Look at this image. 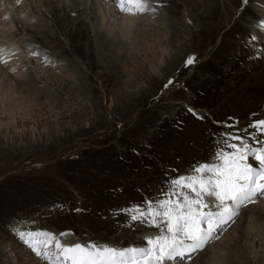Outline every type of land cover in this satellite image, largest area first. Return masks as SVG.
I'll list each match as a JSON object with an SVG mask.
<instances>
[{
	"label": "rangeland",
	"instance_id": "374dc122",
	"mask_svg": "<svg viewBox=\"0 0 264 264\" xmlns=\"http://www.w3.org/2000/svg\"><path fill=\"white\" fill-rule=\"evenodd\" d=\"M5 1L15 7L7 5L8 27L0 17V55L8 61L21 51L14 60L23 74L14 79L15 66L0 63V264H49L17 231L72 227L94 239L85 244L147 247L159 229L122 209L164 199L170 180L213 162L224 134L248 129L241 135L252 147L264 143L249 128L264 120V35L253 29L262 0H148L120 45L106 39L121 31L117 0L101 9L94 0ZM18 20L25 32L6 40ZM261 201L242 207L203 250L170 264H193L207 249L197 264H232L228 254L236 264H264V209L243 215L248 234L237 247L240 234L222 244L243 210Z\"/></svg>",
	"mask_w": 264,
	"mask_h": 264
},
{
	"label": "snow or ice",
	"instance_id": "6c2138e0",
	"mask_svg": "<svg viewBox=\"0 0 264 264\" xmlns=\"http://www.w3.org/2000/svg\"><path fill=\"white\" fill-rule=\"evenodd\" d=\"M242 3L246 4L247 0ZM117 7L130 14L149 10L147 0H118ZM0 62L7 63L3 55ZM193 62V58L186 61L189 65ZM249 128L264 135V120L250 124ZM241 132L248 134V129L222 136L223 148L214 153L213 162L197 165L188 175L170 180L164 199L145 201L146 208L135 205L121 210L133 222L159 229V235L147 239V247L64 245L49 232L17 231V235L49 264L54 259L49 252L52 247L56 249L55 259L62 264H170L177 259L191 258L216 238L218 229L239 215L241 207L253 203L258 195L264 196V143L258 148L252 147L247 135ZM251 135L256 139L255 133Z\"/></svg>",
	"mask_w": 264,
	"mask_h": 264
},
{
	"label": "bare ground",
	"instance_id": "6f19581e",
	"mask_svg": "<svg viewBox=\"0 0 264 264\" xmlns=\"http://www.w3.org/2000/svg\"><path fill=\"white\" fill-rule=\"evenodd\" d=\"M20 1V0H19ZM23 1V0H22ZM103 1L104 0H94L93 2H95V4H96V7H98V6H100L99 7V9H101V4L103 3ZM118 1V0H117ZM116 1V2H117ZM6 1L5 0H0V16H1V18L3 19V22H4V24H6V26L8 27V25L9 24H7V21L9 20V19H7V18H9V17H11L10 15H9V12H8V8H7V5H9L8 7L11 9H13V7H15L14 5V3L12 2V3H8V4H6L5 3ZM15 3H17V0H15L14 1ZM77 2V1H76ZM109 2V1H108ZM111 2V1H110ZM114 2V1H113ZM115 2V3H116ZM74 3H75V1H74ZM13 4V7H11V5ZM94 4V5H95ZM111 4H113V3H111ZM262 15H264L263 13H264V1H263V3H262ZM58 6H60L59 4H58ZM77 6V5H76ZM63 7V6H62ZM115 8V7H114ZM56 9H57V5L56 6H54V8H53V12L54 11H56ZM116 9V8H115ZM60 11V10H59ZM121 13V12H120ZM120 16H123V19H122V23L120 24V29H121V31L120 32H118V34L117 33H115L112 37H107L106 39L107 40H112L113 42H115V43H117L118 45H120V41L118 40V38H120V33L122 32V36L123 37H127L129 34H130V31H129V29H130V26L131 27H133V26H135L138 22L135 20L136 19V17L135 16H133V14H128V15H120ZM12 19V18H11ZM14 19V18H13ZM9 21H11V20H9ZM2 22V23H3ZM12 22H14V21H12ZM22 23V22H21ZM98 24L100 23V22H97ZM10 25H11V23H10ZM133 25V26H132ZM32 27V26H31ZM31 27H27L28 28V30H33ZM262 27V26H261ZM25 28V27H24ZM23 27L21 28V24L19 23V20L18 21H16L14 24L12 23V25L8 28V29H6V32L5 33H7V35L5 36L6 38V40H18V39H16L17 38V34H21L22 32H25V29H24ZM256 27H254L253 29H255ZM105 29V28H104ZM18 32V33H15V32ZM27 31V30H26ZM34 31V30H33ZM4 32V31H3ZM31 32V31H30ZM97 33V32H96ZM106 34H103L102 36H105ZM110 35V34H109ZM112 35V34H111ZM110 35V36H111ZM1 37H3V36H1ZM99 37V36H98ZM101 38V37H100ZM2 39V38H1ZM0 39V40H1ZM261 41H263L264 42V40H261ZM2 48V47H1ZM26 55V54H25ZM24 55V56H25ZM7 56L8 55H6L4 58H7ZM15 57H12V59H9V63L11 64V66H15V69H13L12 71H13V73L12 74H10L11 75V77H16L17 79H19L22 75L21 74H23V73H19L18 71H19V69L17 68V66H16V62L13 60ZM250 61V60H249ZM1 63V62H0ZM251 63V62H250ZM261 65V64H260ZM11 66H10V68H11ZM3 68V67H2ZM251 69V68H250ZM12 71H10V72H12ZM21 75V76H20ZM241 76V75H240ZM25 77V76H24ZM249 77V76H248ZM251 77V76H250ZM16 78H14V79H16ZM9 80H11V79H9ZM25 81V80H24ZM246 81V80H245ZM252 81V80H251ZM13 82V81H12ZM19 82V81H18ZM250 82V81H249ZM21 83L22 84H27L28 86H30L31 85V83H32V81L28 84V83H25V82H23V80L21 81ZM3 84H1V86H2ZM15 85V84H14ZM238 85V84H237ZM19 86V85H18ZM16 87V86H15ZM21 87V86H20ZM236 87V86H235ZM248 87V86H247ZM246 87V88H247ZM27 88V87H26ZM238 88V87H237ZM29 89V88H28ZM19 91V90H18ZM241 91V90H240ZM232 95V94H231ZM233 96V95H232ZM256 96V95H255ZM257 104V103H256ZM261 135V134H260ZM264 137V136H263ZM259 138V137H258ZM252 163L255 165L256 164V162L254 161V160H252ZM242 208V207H241ZM241 208L239 209V210H241ZM262 209H264V204H262V201L261 202H259L258 204H256L255 206H251V207H249L248 209H244L243 210V212L241 213V217L238 219V221H237V223L235 224V227L234 228H232L231 230L233 231V233H231L230 232V234L229 233H227V234H225V236L223 237V239H222V241H223V243L222 244H226L227 243V240H230V238H233L234 237V234H240L239 236H235V237H239V239L241 238L242 239V236L243 237H245L247 234H248V231L247 230H245V229H243L244 228V225H243V223H244V218H243V215H245V214H252V215H254L255 214V216H256V214H262L261 212H260V210H262ZM260 219L262 218V217H264V215H257ZM245 218H246V216H245ZM225 227V225L222 227V228H220V229H223ZM225 229V228H224ZM219 230V229H218ZM219 231H221V230H219ZM218 231V232H219ZM59 240H60V242L62 243V244H64V245H74V243H71V241L67 238V237H63L62 239H60V238H58ZM241 239L238 241V243H235V246L238 244L239 245V243H241ZM235 240H237V239H235ZM229 242V241H228ZM229 243H231V242H229ZM12 246V245H11ZM230 247V246H229ZM237 247V246H236ZM235 247V248H236ZM54 248V247H53ZM232 248V247H231ZM55 249V248H54ZM212 249V248H211ZM213 249H216L217 250V247H214L213 246ZM228 249H230V248H228ZM209 250L210 249H207L205 252L203 251V253L202 254H197L198 256H197V258L195 259V260H193L194 261V263L193 264H197L198 262L200 263H203V261H204V257H205V254H207L208 252H209ZM248 250V249H247ZM55 251H56V249H55ZM211 252H212V250H211ZM261 252V251H260ZM231 253V252H230ZM255 253V252H254ZM262 253V252H261ZM193 254H195V253H193ZM192 254V255H193ZM242 254V253H241ZM253 254V253H252ZM255 257H257L256 255H254ZM260 255H258V257H259ZM234 257H235V255H233V254H228V255H226L225 256V259H227V260H229L230 261V263H232V264H236L235 263V259H234ZM244 257H245V255H244ZM248 257V256H247ZM238 258V257H237ZM30 259V258H29ZM249 259V258H248ZM256 259H258V258H256ZM260 259H261V257H260ZM31 260V259H30ZM238 260H240V259H238ZM250 260V259H249ZM243 261V260H242ZM257 261V260H256ZM255 261V262H256ZM228 261H226V263H227ZM246 263H247V261H245ZM249 262V261H248ZM252 262V261H251ZM240 263V262H239ZM250 263V262H249ZM36 264V263H35ZM204 264H206V263H204ZM229 264V263H228Z\"/></svg>",
	"mask_w": 264,
	"mask_h": 264
},
{
	"label": "trees",
	"instance_id": "16d2710c",
	"mask_svg": "<svg viewBox=\"0 0 264 264\" xmlns=\"http://www.w3.org/2000/svg\"><path fill=\"white\" fill-rule=\"evenodd\" d=\"M161 154V158H164L165 157V154L162 152L160 153Z\"/></svg>",
	"mask_w": 264,
	"mask_h": 264
}]
</instances>
